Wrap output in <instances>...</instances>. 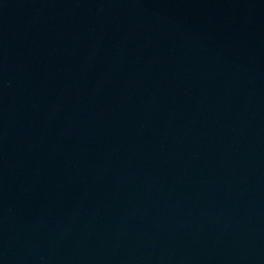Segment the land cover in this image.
Returning a JSON list of instances; mask_svg holds the SVG:
<instances>
[{"label":"water","instance_id":"water-1","mask_svg":"<svg viewBox=\"0 0 264 264\" xmlns=\"http://www.w3.org/2000/svg\"><path fill=\"white\" fill-rule=\"evenodd\" d=\"M0 264H264V0H0Z\"/></svg>","mask_w":264,"mask_h":264}]
</instances>
